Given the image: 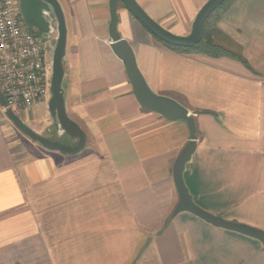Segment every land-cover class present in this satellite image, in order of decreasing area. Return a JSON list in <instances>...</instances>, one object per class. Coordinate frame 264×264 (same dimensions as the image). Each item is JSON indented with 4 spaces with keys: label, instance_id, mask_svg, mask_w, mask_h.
<instances>
[{
    "label": "crops",
    "instance_id": "0c3cea01",
    "mask_svg": "<svg viewBox=\"0 0 264 264\" xmlns=\"http://www.w3.org/2000/svg\"><path fill=\"white\" fill-rule=\"evenodd\" d=\"M58 1L67 110L86 146L74 156L16 147L0 105V264H264L260 240L173 215L174 164L190 130L138 102L111 47V0ZM207 1L136 0L179 36ZM117 15L149 87L194 116L197 148L183 172L193 200L264 230V0H234L217 23V42L249 67L167 47L122 1Z\"/></svg>",
    "mask_w": 264,
    "mask_h": 264
},
{
    "label": "water",
    "instance_id": "95a60500",
    "mask_svg": "<svg viewBox=\"0 0 264 264\" xmlns=\"http://www.w3.org/2000/svg\"><path fill=\"white\" fill-rule=\"evenodd\" d=\"M23 20L36 30L37 33L51 39L48 41L52 51V77L50 85V98L48 100V113L56 130L57 138L49 139L27 125L12 109L7 108L6 116L24 134L44 148L59 152L63 155L74 156L85 149L86 134L81 126L69 115L66 104V91L64 88L65 66L67 56V22L64 10L58 0H18ZM122 1L126 8L158 39L173 46L191 47L200 42L204 35L205 24L210 15L228 0H209L199 11L192 31L187 36H179L151 18L136 0H111V47L124 61L128 78L133 85L134 94L140 105L155 111L170 120L183 119L187 122L191 139L178 155L174 164V177L179 194V202L173 212H191L205 221L256 238L264 244V230L236 221L227 220L215 215L197 204L184 180L185 164L191 159L197 148V128L194 116L177 100L155 93L148 85L140 71L135 52L125 38L117 30L118 15L117 3ZM0 105L7 106L5 95L0 87ZM75 140L74 144L63 142L62 138Z\"/></svg>",
    "mask_w": 264,
    "mask_h": 264
},
{
    "label": "built area",
    "instance_id": "2783aa9c",
    "mask_svg": "<svg viewBox=\"0 0 264 264\" xmlns=\"http://www.w3.org/2000/svg\"><path fill=\"white\" fill-rule=\"evenodd\" d=\"M51 39L23 20L18 0H0V87L16 114L50 98Z\"/></svg>",
    "mask_w": 264,
    "mask_h": 264
},
{
    "label": "rangeland",
    "instance_id": "374dc122",
    "mask_svg": "<svg viewBox=\"0 0 264 264\" xmlns=\"http://www.w3.org/2000/svg\"><path fill=\"white\" fill-rule=\"evenodd\" d=\"M47 105H48V102L40 106L34 107L32 109H29V110H22L19 113H17V115L27 125L35 129L41 135L49 139H56L57 138L56 130L49 116ZM10 125L14 129L13 133H14L16 147H23L26 150L32 149L33 151L36 150L37 148L39 149L43 147L39 143L33 141L26 134H24L18 127H16L15 124L10 122ZM62 141L69 142L70 140H68L67 137H63Z\"/></svg>",
    "mask_w": 264,
    "mask_h": 264
},
{
    "label": "trees",
    "instance_id": "16d2710c",
    "mask_svg": "<svg viewBox=\"0 0 264 264\" xmlns=\"http://www.w3.org/2000/svg\"><path fill=\"white\" fill-rule=\"evenodd\" d=\"M233 1L234 0L226 1L210 15V17L207 19V22L205 24L203 38L197 44L191 47H178V46H173L166 42H163L160 39L159 40L167 47L180 51V52L202 53V54H206V55L214 56V57L231 55L241 60L245 65L249 67V64L245 58H243L241 55H237L231 52L229 49H227L225 46L218 43L216 40V36L218 34L217 23L222 18V16L224 15V13L226 12V10L229 8L230 4Z\"/></svg>",
    "mask_w": 264,
    "mask_h": 264
}]
</instances>
